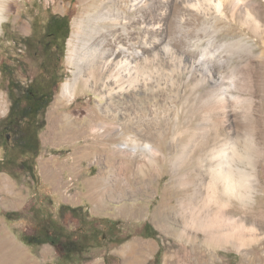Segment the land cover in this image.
I'll return each mask as SVG.
<instances>
[{
	"label": "rangeland",
	"instance_id": "rangeland-1",
	"mask_svg": "<svg viewBox=\"0 0 264 264\" xmlns=\"http://www.w3.org/2000/svg\"><path fill=\"white\" fill-rule=\"evenodd\" d=\"M0 1L1 123L11 106L9 74L28 84L39 72L42 46H35L38 50L35 54L22 41L33 32L34 24L42 26L52 13L67 15L71 22L70 39L75 21L96 11L106 1ZM149 2L154 6L149 15L152 49L156 48L157 40L172 38L174 44L179 43L178 57L184 56L182 51L187 57H198L207 52L208 60H212L217 68L215 73L220 76L221 87L217 90L226 91L230 98L239 96L228 101L226 117L222 118L228 130L233 136L241 137L240 146L250 142V129L254 125L263 133L262 138L254 135L260 142L259 149L254 147L247 151L238 162L249 176L253 197L243 201L233 197L228 206L231 217L226 220V226H237L241 235L208 238L203 229L190 226L189 221L171 213L167 208L169 204L163 203L167 189L174 187L176 197L171 205L189 210L187 206L191 204L185 202L181 206L179 200L197 192V187H185L181 181L191 168L196 169L198 165L200 171L205 167L198 162L201 150L193 152L189 161L182 152L184 145L203 133V128L198 127L204 123L205 112L210 115V123H218L220 119L219 107L213 100L209 105H203L196 96L202 93L205 97L206 88L212 89L213 81L192 89L184 82L189 72L183 71L175 73L177 84L166 82L169 81L165 79L169 77V72H165L169 67L166 63L164 75L158 72L164 77L162 86L151 84L147 91V116L140 119L126 116L127 109L134 111L131 103L136 102L137 95H133V99H128L131 102L120 104L121 111L113 117L102 104L106 101L102 98L103 91L82 90L83 85H80L74 98L69 99L63 94L64 84L73 76V66L68 59V39L59 67L64 78L54 88L53 101L40 119L41 150L35 158L38 177L33 178L30 172L17 167L14 169L17 178L7 171L0 173L1 233H8L24 248L30 257L28 264H59L60 253L56 245L30 246L22 239V233L32 231L35 208L41 206L44 213L57 216L63 204L81 206L86 218L81 222L70 212L66 213L63 221L68 229L84 228L87 218L94 220L98 246L91 249V260L82 264H106V257L109 264H264V25L256 29L239 22L229 4L226 15L220 17L214 9H205V12L200 6L191 7L196 0ZM259 2L264 4V0ZM154 14L158 17L156 21ZM189 39L192 45L188 49L185 44ZM238 45L242 47L237 48ZM244 45L247 46L243 48ZM3 64L7 73L1 69ZM94 122L97 130L107 133L95 132ZM107 122L109 124L102 127ZM135 138L143 144L150 142L159 147L157 164L150 163L149 155L142 150L134 153L129 148L121 149L126 146L125 142L133 144ZM2 144L0 138V161L5 156ZM175 172L177 176L173 180ZM202 172V177L196 181L199 195L205 194L204 177L208 176L205 169ZM127 176L134 183H125ZM148 176L152 179L147 180ZM159 208L161 212H157ZM12 210L21 211L22 217L8 220L6 213ZM147 222L150 224L147 232L157 231V234L141 240L137 236L141 235ZM127 237L125 242H119Z\"/></svg>",
	"mask_w": 264,
	"mask_h": 264
},
{
	"label": "bare ground",
	"instance_id": "bare-ground-1",
	"mask_svg": "<svg viewBox=\"0 0 264 264\" xmlns=\"http://www.w3.org/2000/svg\"><path fill=\"white\" fill-rule=\"evenodd\" d=\"M105 1L104 4L99 5L96 11L75 21V29L69 39L68 56L69 62L73 66V76L64 84L63 94L69 99L74 98L80 85H83L82 90L93 88L96 92L103 91L102 98H105L106 101L102 104L108 112H111L113 117H116L121 111V103L131 102L132 100L128 99L137 95L136 102L131 103V108L134 111L131 112L130 109H127L126 116L132 119L139 117L138 119H140L143 115L147 116L146 113L149 110L147 91L151 88V84L156 83L155 86H162L161 80L164 77L158 72L167 69L166 63L169 65L168 70L165 71L169 72V77L165 78L169 81L166 82L175 84V73L181 74L183 71L189 72L184 82L192 89H197L199 86L208 83L209 80L213 81L211 83L213 84L212 89L206 88L205 97L202 93L196 96L201 99L203 105H209L208 103L213 100L219 107L220 119L218 123L217 121L210 123V115L205 112L202 118L204 123L199 122L200 126L198 127L203 128V133L199 138L194 139L195 141L184 145L182 152L189 161L193 152L201 150L198 162L205 166L203 170L205 169L208 175L207 178L204 177L205 194L199 195L196 181L202 177L203 170L199 171L197 165L196 169L191 168V171L185 174V178L181 181L185 187H197V192L193 191L186 196L185 200H179L181 206L185 202L188 205L191 204L189 207L187 206L190 209H178L171 205L176 197L174 187L167 189L163 203L169 204L167 208L170 209L171 213H177L189 221L190 226L203 229L208 238L241 235L237 226H226V220L231 217L228 215V206L233 197L241 201L253 197V187L249 176L238 165V162L243 159V155L247 151L254 149V147L259 149L260 142L255 139L254 135L258 134L262 138L263 133L257 131V126L254 125L250 129V142L244 145L242 143L241 147V137L233 136L232 132L228 130V126L222 118L226 117L228 101L232 97L238 99L239 96L233 95L230 98L226 91L217 90L221 87L220 76L215 73L216 67L212 60H208L207 52L198 57H187L185 51L181 50L184 56L178 57L179 43L174 44L172 38L157 40L156 48H153L157 51L152 49L149 15L154 6H150L149 0ZM0 2L1 6L2 1ZM227 4L231 6L234 16L240 19L239 22L247 23L256 29H260L264 25V4L259 0H203V2L196 0V3H191V7L200 6L199 8L205 12L207 9H214L220 17H224ZM157 18L154 14L153 19L156 21ZM1 20L2 16H0V24ZM186 43L185 46L189 49L192 40L189 39ZM246 46L244 45L243 48ZM240 47L242 46L238 45L237 48ZM155 73L159 75H154ZM162 74L164 75L163 72ZM108 124L107 122L102 127L105 128ZM92 125L95 132L99 131L100 135L105 134L106 130L95 128L97 125L95 122ZM193 134L196 136V132ZM125 145L121 149H130L134 153L142 150L144 154L149 155L150 163L157 164L159 147L150 142L143 144L136 138L133 144L125 142ZM176 176L177 172L174 173L172 179L176 180ZM151 179L152 177L148 176L147 180ZM124 182L130 185L134 183L130 176H127ZM198 197L200 198L199 202L195 203ZM161 211L159 208L157 212ZM1 230L2 228H0V264H18V261L21 264H28L30 257L26 255L24 248L14 241L8 233L2 234Z\"/></svg>",
	"mask_w": 264,
	"mask_h": 264
},
{
	"label": "trees",
	"instance_id": "trees-1",
	"mask_svg": "<svg viewBox=\"0 0 264 264\" xmlns=\"http://www.w3.org/2000/svg\"><path fill=\"white\" fill-rule=\"evenodd\" d=\"M71 34V22L67 15L52 13L42 26L34 24L33 32L22 38L29 50L38 53L35 46H42L43 57L40 60L39 72L28 84H23L9 74V97L11 106L7 116L0 123V138L5 148V156L0 161V173L7 171L18 177L15 168L30 172L33 178L38 175L35 170V158L41 150L40 119L46 108L53 101L54 88L64 76L59 72L64 59L66 43ZM7 73L5 65L1 67ZM70 212L81 222L84 214L81 206L63 204L59 215L44 213L41 206L33 210L35 220L31 232H23L22 239L30 246L38 247L50 243L59 249V264H82L91 260L90 251L98 246L99 238L93 228V219L87 218L84 228L70 230L63 218ZM8 220L22 217V212L12 210L6 213ZM86 219V218H85ZM150 224L144 225L141 233L144 237H155L157 231L147 232ZM129 237L120 240L125 242ZM106 264L109 258L106 257ZM120 264V263H119Z\"/></svg>",
	"mask_w": 264,
	"mask_h": 264
},
{
	"label": "crops",
	"instance_id": "crops-1",
	"mask_svg": "<svg viewBox=\"0 0 264 264\" xmlns=\"http://www.w3.org/2000/svg\"><path fill=\"white\" fill-rule=\"evenodd\" d=\"M137 237H139L141 240H142V239H151V237H144V236H142V235L137 236ZM141 240H138V242L140 243Z\"/></svg>",
	"mask_w": 264,
	"mask_h": 264
}]
</instances>
